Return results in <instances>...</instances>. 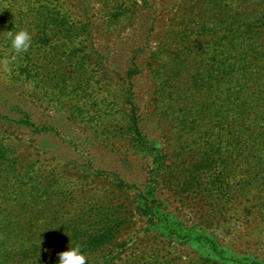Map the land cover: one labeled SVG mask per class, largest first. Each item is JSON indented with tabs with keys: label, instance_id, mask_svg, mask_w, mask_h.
<instances>
[{
	"label": "rangeland",
	"instance_id": "rangeland-1",
	"mask_svg": "<svg viewBox=\"0 0 264 264\" xmlns=\"http://www.w3.org/2000/svg\"><path fill=\"white\" fill-rule=\"evenodd\" d=\"M207 1L0 0V194L32 190L36 168L51 207L32 215L19 196H0V264H32V220L37 239H52L40 250L57 255L93 231L85 221L114 220L116 208L135 223L88 264H224L208 250L215 241L237 259L264 260V142L251 136L264 122L224 119L223 96L211 92L218 71L195 49L215 26L202 24L213 8L227 33L238 28L237 42L262 47L264 0ZM20 29L32 45L16 54L7 31ZM134 50L142 74L130 98L118 69ZM133 101L149 156L128 138ZM116 174L133 185L113 184ZM157 182L163 214L150 223L133 195Z\"/></svg>",
	"mask_w": 264,
	"mask_h": 264
},
{
	"label": "trees",
	"instance_id": "trees-1",
	"mask_svg": "<svg viewBox=\"0 0 264 264\" xmlns=\"http://www.w3.org/2000/svg\"><path fill=\"white\" fill-rule=\"evenodd\" d=\"M203 1L206 2V0ZM220 1L221 0H208L207 2L209 5L218 7L221 4ZM212 10L213 11L208 14L206 21L203 22L204 19H202L201 23L208 24L209 20L215 19V26L209 29V31L202 33L203 38H208V41H197V46L195 47V49L201 51L202 55L210 56L209 60L212 62L211 65L213 69L218 71L211 79V92L217 100L219 99L218 96H223L222 100H219L222 103L218 107L222 108L224 119L231 120L232 118L233 121L236 119L235 122L240 121L243 125L245 124L249 127L259 121L264 122V65L262 64L263 59H260L261 56H264V45L262 47L256 45L244 46L242 42H237L238 37L235 34L239 33L238 28L236 27L234 28L235 30L227 33V31L222 28L224 22L219 19L220 13L215 8ZM120 17L121 15L116 16L115 20L119 22ZM137 53L138 51L134 50L132 53L133 57L127 59L126 65L123 67L125 71H123L124 69L117 68L119 72L125 73V77H121L120 75L118 77L123 80L126 89H129L127 94L131 95L130 98H135L133 81L137 76L142 74V69H140L137 63ZM204 82L206 86L207 82ZM195 83L198 87L201 86L199 81ZM222 87H224V93L220 91ZM167 96L169 97L167 98ZM174 97L175 95L170 93L163 95L164 99H170L172 101L175 100ZM131 108L130 113L127 115L131 129L128 138L134 148H141V154L144 153L145 156H149L150 149L145 145L149 136L147 125L145 124L146 120L134 101L132 102ZM258 125L260 124L258 123ZM251 136L255 140L263 143L264 129L259 131V133L254 132ZM112 178L113 184L115 185H120L122 187H130L133 185V183L127 181L121 175L116 174L112 176L111 179ZM49 185V178L45 177L43 173L35 168L32 171V190L4 191L0 196L3 195L2 198L4 199L13 197L18 198L19 196L20 200H24V202L32 205V215L36 213V210L38 212V210L41 209L38 207V203H42L41 213L43 216H46L44 214L47 212L49 213L51 208L49 207L50 205L44 204L46 196L49 194V189L46 187H49ZM159 194L160 183L157 182L154 185H149L146 191H142L140 195H136V192L133 195L136 197L134 201H132V204H136L134 208L141 213V217H150V223H153L154 220L156 223L158 220L161 221L163 205L158 199ZM118 210V208L115 209L114 220L106 218V214L103 212L98 215V218L92 220L94 223L93 226L90 225L92 221H85L84 228L93 231H86L85 235L80 238L71 237L69 239L70 243L73 245H80L86 256L112 247L119 239L121 230L125 224L130 226V224L135 223V215L132 212L125 210L121 213ZM123 217L126 221L123 220ZM43 219L48 220L46 218ZM82 223L83 222L80 224ZM79 227L81 228V226ZM33 231L34 222L32 220V264H55L57 260V255L55 253L50 254L40 250L47 247V244H52V239L48 237L37 239V237L42 235ZM22 248L24 250L23 257H25V254H27L26 250H29V248L26 244ZM208 250L212 256L216 258L219 257L221 261H225L226 263L224 264H264V260L257 259L256 261L250 262L237 259L235 255H227L221 244L216 241L211 242ZM111 254L113 255L114 253ZM118 254L120 255L121 252Z\"/></svg>",
	"mask_w": 264,
	"mask_h": 264
},
{
	"label": "clouds",
	"instance_id": "clouds-1",
	"mask_svg": "<svg viewBox=\"0 0 264 264\" xmlns=\"http://www.w3.org/2000/svg\"><path fill=\"white\" fill-rule=\"evenodd\" d=\"M7 36L11 40V48L16 54L27 52L32 45L31 33L26 29L7 31ZM15 59L16 56L13 55L11 60ZM55 264H88V257L80 245L70 243L67 250L57 253Z\"/></svg>",
	"mask_w": 264,
	"mask_h": 264
}]
</instances>
